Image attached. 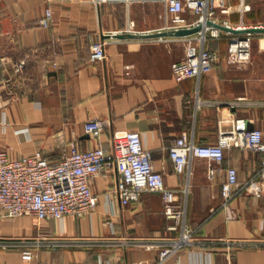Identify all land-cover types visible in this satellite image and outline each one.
I'll return each instance as SVG.
<instances>
[{
	"label": "crops",
	"instance_id": "obj_1",
	"mask_svg": "<svg viewBox=\"0 0 264 264\" xmlns=\"http://www.w3.org/2000/svg\"><path fill=\"white\" fill-rule=\"evenodd\" d=\"M145 3L0 0V151L13 158L42 151L58 163L72 145L108 149L115 136L138 132L174 201L186 204L187 222L197 230L193 243L163 264H264V195L245 193L235 199V220L221 210L226 169L237 168L239 180L246 182L259 169L261 156L229 149L209 180L207 160H194L190 171L179 175L169 155L183 134L197 145H215L237 119H244L249 130L264 132V34H253V62L233 68L227 50L234 34L222 31L220 40L207 43L219 56L212 69L199 79L178 82L171 66L187 54L185 37L103 40L114 33L159 32L163 13L160 27L133 32L130 22L124 29L111 27L121 5L129 15ZM251 3L227 0L230 20L218 13L217 22L239 27ZM47 9L53 12V25L43 28L39 21ZM98 41L105 42L106 58L92 62L91 45ZM93 119L106 123L98 140L84 132ZM117 181L113 172L92 181L99 203L84 218L0 219V239L24 242L0 248V264H157L160 251L148 246L180 233L170 230L175 222L163 214L164 196L145 193L138 203L123 207L110 193Z\"/></svg>",
	"mask_w": 264,
	"mask_h": 264
},
{
	"label": "built area",
	"instance_id": "obj_2",
	"mask_svg": "<svg viewBox=\"0 0 264 264\" xmlns=\"http://www.w3.org/2000/svg\"><path fill=\"white\" fill-rule=\"evenodd\" d=\"M126 5L132 3L154 2L162 6L164 26L159 32H174L200 27V31L189 37V49L185 57L174 62L172 73L178 82L199 79L207 74L213 63L219 59L216 52L207 47L210 40H220L222 30L213 24L220 11L227 9V0H122ZM192 19L188 20L185 15ZM213 23V24H210ZM43 28L53 25V12L47 9L39 21ZM225 27L244 30L264 28V26L232 27L229 21ZM134 23L129 25L133 32ZM253 35H232L229 38L227 63L233 68H243L252 59ZM106 58V45L103 41L91 45V61L100 62ZM21 66L16 71H21ZM197 105L202 103L199 91L196 93ZM241 100V99H240ZM106 123L99 119L89 120L84 132L93 140L104 133ZM236 148L261 156L259 169L246 181L239 180L237 168L226 169V180L221 192L223 204L229 221L237 215L232 202L251 193L255 197L264 195V132L255 128L249 130L244 119L233 122L230 131H222L215 145H197L187 134L179 137L170 149L169 155L177 174L190 171L194 160H207L211 165L207 169L209 180H213L217 166L223 164L227 150ZM216 165V166H215ZM117 173L118 181L110 191L123 207L138 203L145 193H159L164 196L163 214L175 222L170 230H179L178 237L154 241L148 249L160 251L157 264H163L183 247L193 243L197 232L187 222L186 204L176 203L173 192L165 182L164 175L153 164L152 153L144 147L138 132H125L115 136L110 148L96 145L89 150H81L72 145L65 157L58 163H52L42 151L32 155L13 158L7 151H0V219L32 217L39 221H61L67 216L84 218L98 205V196L92 188V181L104 173ZM190 176V173H189ZM188 193V188L186 189ZM24 242L0 239V248L13 249ZM30 260V255H25ZM102 264V263H100Z\"/></svg>",
	"mask_w": 264,
	"mask_h": 264
},
{
	"label": "rangeland",
	"instance_id": "obj_3",
	"mask_svg": "<svg viewBox=\"0 0 264 264\" xmlns=\"http://www.w3.org/2000/svg\"><path fill=\"white\" fill-rule=\"evenodd\" d=\"M243 4L247 3L249 0H240ZM252 4V11L250 14L246 15L245 19L243 18L239 26H249V25H260L264 24V0H250ZM247 8H245L246 10ZM242 11V10H240ZM163 11L161 7L154 4H149L148 2L142 5L137 6V10L131 11L128 15L124 5H121L116 10L113 24H111L112 28L124 29L127 27L128 23H134L133 29L136 31H141L145 29H152L155 27H160L162 24V20L160 16ZM220 15L226 17L227 20H230V16L232 15V10L228 6L226 10L220 11ZM253 49L254 42L252 47V59L250 64L253 62ZM249 64V65H250Z\"/></svg>",
	"mask_w": 264,
	"mask_h": 264
},
{
	"label": "water",
	"instance_id": "obj_4",
	"mask_svg": "<svg viewBox=\"0 0 264 264\" xmlns=\"http://www.w3.org/2000/svg\"><path fill=\"white\" fill-rule=\"evenodd\" d=\"M213 24V23H210ZM216 28L232 33L234 35L241 34H264V28H250L244 30H238L233 28H228L220 24H213ZM200 31V27L193 29H183L174 32H157V33H148V34H127V33H114L111 35H103V40L114 38L119 40L126 39H151V38H163V37H176L184 38L197 34Z\"/></svg>",
	"mask_w": 264,
	"mask_h": 264
}]
</instances>
